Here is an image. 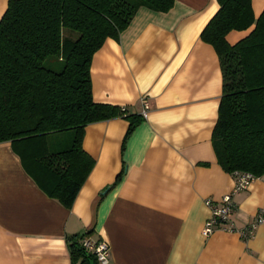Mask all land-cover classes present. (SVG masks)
Instances as JSON below:
<instances>
[{
    "label": "crops",
    "instance_id": "0c3cea01",
    "mask_svg": "<svg viewBox=\"0 0 264 264\" xmlns=\"http://www.w3.org/2000/svg\"><path fill=\"white\" fill-rule=\"evenodd\" d=\"M250 2L256 19L264 0ZM218 7L217 0H174L166 12L139 6L118 40L107 38L95 51L93 101L141 114L143 96L150 107L123 152L125 119L85 126L82 148L94 164L69 208L45 194L10 142L0 143V264H71L68 236L90 230L89 238L108 243L107 264H264V223L246 239L234 231L201 233L210 216L205 199L217 201L234 185L211 142L219 60L200 38ZM6 8L0 0V19ZM253 27L225 39L233 45ZM59 135L50 138L51 151L69 144L71 136ZM123 164L120 181L98 200ZM233 201L230 221L239 229L264 210V174Z\"/></svg>",
    "mask_w": 264,
    "mask_h": 264
},
{
    "label": "trees",
    "instance_id": "16d2710c",
    "mask_svg": "<svg viewBox=\"0 0 264 264\" xmlns=\"http://www.w3.org/2000/svg\"><path fill=\"white\" fill-rule=\"evenodd\" d=\"M174 0H7L0 19V143L8 141L25 171L51 198L69 208L93 167L83 150L87 124L121 117L128 122L121 152L144 117L95 103L90 63L105 39L118 40L139 6L166 12ZM218 10L200 32L221 70V96L211 133L216 159L228 173L264 174V9L255 19L250 0H217ZM254 25L230 45L226 34ZM78 32L72 39L63 29ZM71 131L66 147L49 140ZM207 165V164H204ZM125 173L107 185L98 200ZM67 238L71 264H98L80 241Z\"/></svg>",
    "mask_w": 264,
    "mask_h": 264
},
{
    "label": "built area",
    "instance_id": "2783aa9c",
    "mask_svg": "<svg viewBox=\"0 0 264 264\" xmlns=\"http://www.w3.org/2000/svg\"><path fill=\"white\" fill-rule=\"evenodd\" d=\"M141 115L145 116L149 109V100L147 97H141ZM122 111H126L124 106L120 107ZM233 188L223 194L219 200L212 201L205 199V205L210 209V216L205 220L201 233L203 236L210 235L214 230L234 231L242 238H249L254 229L261 223H264V210H259L253 220L247 223L244 227L237 229L230 221V215L234 209L233 196L246 189L255 179V176L246 171H234ZM82 247L92 253L98 264H107L109 261V245L103 240H93L88 236H84L80 241Z\"/></svg>",
    "mask_w": 264,
    "mask_h": 264
},
{
    "label": "rangeland",
    "instance_id": "374dc122",
    "mask_svg": "<svg viewBox=\"0 0 264 264\" xmlns=\"http://www.w3.org/2000/svg\"><path fill=\"white\" fill-rule=\"evenodd\" d=\"M64 31H66L68 34H70V36H71V38L72 39H76L77 37H78V32H76V31H72V30H69V29H63ZM69 136H71V131L70 130H68V131H66V132H64L63 134H61V135H59V138H67L68 137V139H69Z\"/></svg>",
    "mask_w": 264,
    "mask_h": 264
}]
</instances>
